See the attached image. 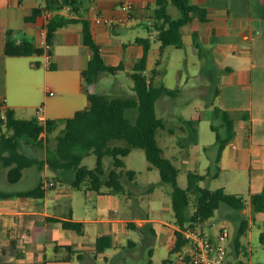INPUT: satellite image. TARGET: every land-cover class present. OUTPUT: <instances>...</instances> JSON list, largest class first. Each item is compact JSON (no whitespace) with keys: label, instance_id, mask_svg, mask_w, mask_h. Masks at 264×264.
I'll list each match as a JSON object with an SVG mask.
<instances>
[{"label":"crops","instance_id":"obj_1","mask_svg":"<svg viewBox=\"0 0 264 264\" xmlns=\"http://www.w3.org/2000/svg\"><path fill=\"white\" fill-rule=\"evenodd\" d=\"M122 1L77 0L74 9L65 8L60 14L89 20L93 38L100 46L106 63L113 66L121 65L120 70L129 73L134 63L141 57L143 46L138 42V35L125 40L123 33L132 20L138 23V19L144 17L149 25L153 20L156 3L155 0H130L133 7L127 22L123 24L109 25L95 21L96 15L106 17L118 15ZM191 2L203 7L207 15L206 21L195 25L202 49L209 57L221 63L218 66L221 73L219 86L214 92L216 96L209 102H212L213 106L216 99L217 105L229 112L233 120L234 135L218 155L215 131L213 130L212 150L209 151V145L199 141L197 122L193 124V130L185 124L184 117L178 115V136L182 139L180 146L183 164L187 171L196 170L202 173L209 167L210 176L204 181L217 178L225 172L234 175L235 184H247L249 200L251 192L264 188V0H191ZM43 4L44 2L41 3L39 0H0V99H6L8 107L14 111L16 117H37L42 122L48 118L71 117L77 110L87 105L81 72L91 56L90 48L83 42L81 22L76 21L54 32L50 41V59L45 60L38 31L57 11L45 10L35 21L24 19L33 7ZM8 30H13V33L8 35ZM8 37L17 42L30 39L34 46L41 48L42 53L9 55L4 50ZM188 40L191 41V34L185 41ZM159 44L157 40L152 46L150 39L147 54L146 74L150 75L152 70H157L153 79L154 84L161 74L158 67L161 58ZM178 75L180 79L181 73ZM179 79L175 81L173 87L165 86L177 87L179 91ZM187 80L185 78V82ZM191 119L200 120L201 114H194ZM62 125V122L58 123V127ZM166 129L173 133L167 126ZM189 130L193 134H190ZM54 135L55 133H52L47 139L43 138L42 146L24 145L21 149L31 156L44 158L47 149L54 148ZM215 166L218 169H215ZM47 170L46 164L41 168L30 166L15 183L30 179L33 185L10 190L0 189L16 194L40 183L44 189L40 197L18 195L0 197V264H74L77 257L86 263H90L91 259L93 261L106 259L107 248L101 252L96 251L95 242L98 236L110 235V246L113 247L134 245L133 240L123 236L127 225L131 228H141L157 220L149 217V214L137 211L135 205H126V208L130 211L134 208L138 214L136 218L120 213L121 203L118 200L122 193L97 192L87 188L85 197L88 202H93L97 215L80 217L74 212L75 192L56 188V182L48 179ZM6 172V168L0 162V177L9 183ZM51 181L52 185L49 184ZM122 183L124 193L130 190L129 186L137 188L136 172L131 179L122 177ZM220 187L224 189L225 185ZM248 206L250 205L246 207ZM150 212L154 211L150 209ZM257 213L250 211L249 222L254 220ZM63 219L81 221L82 232L77 233L75 230L64 228L61 223ZM89 224H92L93 228L89 229ZM176 226V223L169 224L165 232L157 230L156 227H150L149 231L153 233L151 235L168 233L171 239L170 250L174 243ZM82 250L85 251V256H81Z\"/></svg>","mask_w":264,"mask_h":264},{"label":"trees","instance_id":"obj_2","mask_svg":"<svg viewBox=\"0 0 264 264\" xmlns=\"http://www.w3.org/2000/svg\"><path fill=\"white\" fill-rule=\"evenodd\" d=\"M43 2V5L31 9L30 13L25 16V21H35L45 10L58 11L67 5L74 9L78 3L77 0H43ZM155 3L156 8L149 28L156 30V39L160 42L159 54L161 55L168 45L177 48L184 46L185 38L182 27L186 24L191 25V42L202 54L203 49L195 25L206 21L205 9L192 3L191 0H155ZM172 9H175L176 13L172 12ZM76 21L81 22L83 42L91 50L87 65L81 72L82 87L86 92L88 103L71 117L48 118L43 122L37 117H16L14 111L8 108L5 118L0 117V162L7 170V180L15 183L21 178L26 168L30 166L41 168L46 164L56 171L72 170L74 187L79 188L85 183V188L97 192L124 193L122 177L131 179L135 175L133 169L125 168L124 157L133 148H141L149 162L148 166L158 169L160 181L171 185V206L177 226L203 223L220 203H225L235 209H244L249 204L252 212L264 211V188L251 192L248 202L243 194L227 192L222 187L210 189L207 186H201L200 182L210 176L209 167L203 173L188 170L186 185L182 187L178 184L179 168L166 155L156 137L158 129H164L166 122L155 112L156 100L162 94L174 95L178 88L154 84L156 69L152 70L150 75L146 74L149 37H138V42L143 46V53L129 72L136 97H110L105 93L95 91L93 87L100 73H114L122 69V66L106 63L100 46L93 38L89 20L76 19L55 12L46 22V38L50 42L58 28ZM12 33L13 30H8V35ZM4 50L9 55L42 53L41 48L34 46L30 39L17 42L9 37L6 39ZM210 104L213 103L210 102ZM128 108H137V115L133 118L127 117L125 110ZM212 115L220 120L217 124L211 123V128L215 131V143L219 155L222 147L234 135L233 120L229 112L218 105L212 106ZM196 120L188 118L184 122L193 129ZM59 122L63 124L61 127H58ZM55 131L54 148L47 149L44 158L31 156L21 149L24 145L42 146L44 139ZM92 153L96 161L95 166L90 168L82 164V159ZM106 157H109L111 161V167L107 173L104 164ZM217 160L218 158L215 161ZM215 169L218 167L215 166ZM43 191V184L40 183L31 189L18 191L16 194L0 190V197L12 195L40 197ZM192 196H194V206L190 211ZM53 219L57 220V218ZM61 223L64 228L75 230L77 233L83 230L81 221L63 219ZM247 227L248 219L242 217L232 242V251L236 258L240 251V237L246 233ZM259 240L264 245V230L260 232ZM184 243L185 240L180 232L175 231L174 243L169 253L175 252ZM110 245L111 236L108 234L98 236L95 242L97 252L104 251ZM149 263L152 264L151 261ZM158 264H173V261L168 256ZM238 264L247 263L238 260Z\"/></svg>","mask_w":264,"mask_h":264},{"label":"rangeland","instance_id":"obj_3","mask_svg":"<svg viewBox=\"0 0 264 264\" xmlns=\"http://www.w3.org/2000/svg\"><path fill=\"white\" fill-rule=\"evenodd\" d=\"M39 2H43L39 0ZM172 12L176 13L175 9ZM128 29L124 31L125 40L138 37H150L151 45L154 46L156 39V30H150L147 24V19H138V23L132 20L127 24ZM183 33L185 40L190 37L191 27L190 24L184 25ZM204 50V49H203ZM159 70L160 76L155 80V84L170 85L173 87L175 81L180 76V90L176 95L171 96L162 94L155 102V112L159 117L166 120L167 128L172 129L170 133L166 127L160 128L157 131L156 137L158 143L164 148L165 153L172 159L174 164L179 168L177 182L180 186L184 187L187 182L186 171L187 168L183 164V156L181 155L180 141L181 136L179 133V119L178 115H182L185 119L191 118L194 114H201V119L196 120L198 129V138L202 144L209 145V151L212 150L214 141V131L211 129V123H219L218 118L212 115V105L209 100L215 97V89L219 86V79L221 73L218 66L220 62L206 54L205 50L200 55L191 41H185L183 47L177 48L172 45L165 47L160 56ZM185 78L188 80L185 82ZM133 81L128 72L117 70L114 73L102 72L98 77V81L94 85V90L97 92L105 93L106 95L136 97L132 88ZM209 102V103H208ZM214 105H217V100H214ZM127 117L133 118L137 115V108H128L125 110ZM209 116V117H208ZM56 133L53 132V134ZM190 134H193L189 130ZM36 147V146H33ZM37 150V149H35ZM203 157V154H201ZM95 155L89 154L84 156L82 164L92 168L95 166ZM125 168L134 169L136 172L137 188L129 186L130 190L120 194V213H124L129 217L136 218L137 211L149 214V217H154L156 222H149L146 225L136 227V224L131 221L136 228H131L127 225L125 234L126 239L134 241V245H124V247L110 246L106 249L107 258L91 259L90 263L76 258L74 264H158L164 258L170 256L173 264L176 263L177 253H169L170 235H151L150 227H156L157 230L166 231L169 224L175 223V216L171 206V185L166 182L160 181L159 171L156 167L148 168L149 162L146 159L144 150L141 148H133L129 154L124 157ZM105 170L108 172L111 167L109 157L104 159ZM47 177L56 182V188H62L66 192H75L73 201L74 212L80 217L83 215L96 216V209L93 202H88L85 197V183L79 188L72 185L74 180V173L72 170L56 171L48 167ZM230 177V178H229ZM232 177V178H231ZM234 175L228 172L221 173L217 178H210L208 181H201V186H207L214 189L225 185L224 189L227 192L242 193L248 201L247 184L241 185L233 182ZM126 179V178H125ZM248 179V175L246 176ZM234 183V184H233ZM33 185L30 179H23L19 183H8L0 177V189L10 190L17 188H25ZM128 196V197H127ZM249 202V201H248ZM126 205L137 206L132 211L128 210ZM194 206V196L190 200V211ZM150 209L154 212H150ZM156 209V211L154 210ZM251 207L248 206L244 209H235L231 206L220 203L218 208L214 210L213 214L207 218L203 223L199 224L200 229L207 235L214 236L219 229L225 227L228 233L224 243L228 248L232 249V242L236 233L237 225L242 217L248 219V227L246 233L240 237V251L238 253V260H242L250 264H264V245L259 240L260 232L264 230V212H258L252 222H249L248 216L250 215ZM251 221V220H250ZM250 223V226H249ZM91 229L92 224L88 225ZM152 232V231H151ZM151 251V252H150ZM81 256H85V251H80Z\"/></svg>","mask_w":264,"mask_h":264},{"label":"built area","instance_id":"obj_4","mask_svg":"<svg viewBox=\"0 0 264 264\" xmlns=\"http://www.w3.org/2000/svg\"><path fill=\"white\" fill-rule=\"evenodd\" d=\"M133 4L130 0H123L120 4V13L116 16H100L96 15L95 21L104 24H123L127 22ZM69 9V6L58 10L60 13L63 9ZM48 20V19H47ZM46 20V22H47ZM46 22L39 28L41 37V46L46 61L50 59V47L48 42ZM6 99H0V117L5 118L6 110L8 109ZM50 185L53 182H49ZM175 231H179L185 243L177 249L176 263L177 264H238V261L232 251L224 243L228 236L225 227L219 229L216 235L210 236L205 234L198 224H186L183 227L176 226Z\"/></svg>","mask_w":264,"mask_h":264}]
</instances>
